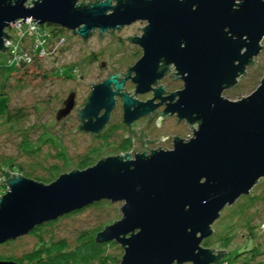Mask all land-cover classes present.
I'll list each match as a JSON object with an SVG mask.
<instances>
[{
    "label": "water",
    "instance_id": "1",
    "mask_svg": "<svg viewBox=\"0 0 264 264\" xmlns=\"http://www.w3.org/2000/svg\"><path fill=\"white\" fill-rule=\"evenodd\" d=\"M28 2L0 0V55L10 49L6 40H18L6 30L20 20L18 24L32 19L68 30L84 39L83 48L94 30H100L102 45L105 33L116 37L114 31L120 33L124 26L148 22L144 29L138 28L144 31L142 38L137 33L135 38H125L141 45L144 57L133 68L128 66L126 79L119 73L102 84H88L93 90L86 107L78 109L81 125L75 132L99 136L116 96L124 101V122L129 127L151 111L156 116V108L170 100L161 116L178 113L180 121L186 119L198 128L187 141L175 137L174 149H150L152 154L147 156L148 143L163 141L143 140L154 119L150 117L140 137V129L129 130L142 142L144 154L134 160L130 153L102 159L48 185L7 171L11 178L0 183L7 188L0 199V245L106 200L124 203L122 219L106 226L96 241L120 245L124 249L120 264H220L227 251L208 249L203 243L214 234L212 227L222 211L264 180V79L248 97L237 101L223 97L226 89L244 79L247 66H257L254 59L264 48V0H90L89 4L33 0L30 7ZM171 63L185 88L161 97L166 87H151L173 71L168 70ZM79 79L82 82L83 76ZM128 79L138 85L136 96L153 90L155 98L141 103L126 89L123 93ZM75 98V93L69 96L58 120L71 113ZM156 99L161 103L154 104ZM102 110L105 114L100 117ZM162 121L160 117L159 128ZM0 172H6L2 165ZM263 230L264 225L259 231ZM0 264L19 263L0 260Z\"/></svg>",
    "mask_w": 264,
    "mask_h": 264
},
{
    "label": "rangeland",
    "instance_id": "2",
    "mask_svg": "<svg viewBox=\"0 0 264 264\" xmlns=\"http://www.w3.org/2000/svg\"><path fill=\"white\" fill-rule=\"evenodd\" d=\"M32 1L27 3L28 7ZM83 2L89 3L90 0H80L79 4ZM138 28L144 29V25L137 24L125 28L121 33H117V37L125 39L136 33L141 34L142 30ZM62 29L51 28L55 34L51 37L52 54L40 59L37 64L27 65L26 68L24 66L19 73H14L6 85L5 96H0V159H7L17 167L32 172L33 178L50 180L55 177L53 182L61 175L70 174L74 170L84 171L94 167L97 161L106 156V150L97 152L100 149L98 142L75 132L78 125L76 117L67 118L62 122L57 120L63 102L75 91L78 94V104H82L91 91V85L88 84H95L99 79L106 78L110 72H114L117 58L121 57V62L124 61L126 66H133L138 62L134 55H128V44L111 41L106 36L101 45L99 37L96 36L87 43L88 47L83 48L81 38ZM262 45L264 46V40ZM100 51H103L104 56L97 65H85L88 52L99 54ZM7 60V54L2 53L0 67L7 66ZM256 61L258 69L250 68L246 81L243 80L242 84L232 91L225 92L224 98L237 101L257 90L264 79V52L256 57ZM102 62L109 67L108 72H102ZM72 66H78L79 71L74 73ZM80 74L85 75L82 82H78L81 81ZM74 75L76 81L70 79ZM2 78L0 72V79ZM2 83L3 81H0V85ZM128 89L131 90L132 87ZM7 101L9 115L14 118L10 123H7ZM119 117L120 113L116 112L115 121L119 120ZM183 128L185 131L186 128ZM197 128V125L193 126L186 135L193 137ZM122 136L118 135L119 138ZM93 147H97V150ZM162 147L166 149L165 145ZM5 167L8 168L9 164ZM53 170L56 171L54 177L51 175ZM10 173L6 176V181L11 178ZM95 204L79 213L77 211L58 219L54 225L46 227L40 236L45 241L52 239L57 244L66 243L71 249L75 247L81 234L93 232L106 222L110 221L109 224H112L122 219L120 209L124 205L123 202L111 203L104 200L100 206ZM263 225L264 180H261L250 195L241 197L235 204L222 211L212 227L214 234L206 240L211 243V247L207 248L227 251L222 260L226 262L224 264H264V230L262 233L259 231ZM39 237L29 234L9 245H2L0 256L22 257L33 250L41 239ZM226 239H231L229 245H225ZM106 254L114 260H122L124 256L122 247L116 243L106 249ZM255 255L256 260H252Z\"/></svg>",
    "mask_w": 264,
    "mask_h": 264
},
{
    "label": "flooded vegetation",
    "instance_id": "3",
    "mask_svg": "<svg viewBox=\"0 0 264 264\" xmlns=\"http://www.w3.org/2000/svg\"><path fill=\"white\" fill-rule=\"evenodd\" d=\"M29 1H31V0H29ZM102 1H104V0H102ZM89 3H85V4H89ZM112 4L116 5L117 1L115 3L112 2ZM137 24H142V25H144V28H145L148 25V22L147 21H142V20L136 21L135 23H133L131 25L124 26L121 29L120 33L125 28L132 27V26L137 25ZM94 32H96V34H93L92 36H90L87 39V43L89 41H91L94 37H96V36L99 37L100 30H94ZM109 33H112V31H110ZM107 34H108V32L103 35L104 38L107 36ZM143 34H144V31L142 30L141 34H137L138 38H142ZM114 35L116 37H112V38L109 37V36H107V37H109L111 39V41L119 42L121 44L130 45V50L128 52V55H132V56L134 55V57L137 59L138 62L144 57V49H143V47L141 45L132 43L131 41H129L127 39L125 41V39L118 38L117 37V31H114ZM135 35L131 36V37L135 38ZM77 37H79V36H77ZM79 38H81V37H79ZM104 38L102 39V41L104 40ZM81 40L84 43V39L81 38ZM261 46L264 47L262 45V43H261ZM263 52H264V48H263L261 53H263ZM103 56H104L103 51H100L99 54H96L94 52H88L87 56L85 58V62H86L85 65H89L90 67H93L94 65H97L99 63L100 59ZM119 56H121V55H119ZM254 62H257L256 58L254 59ZM162 65H163V62H160L159 66H162ZM134 66H136V64L133 65V66L131 65L130 67L133 68ZM258 66L259 65H257L256 68H254L253 65L247 66L246 75H242V77L244 78L243 79L244 82L246 81L247 76L249 74L248 70L250 68L258 69ZM77 67L78 66H72L71 67V68H73L74 73H77L79 71L78 70L79 67L78 68ZM101 67H102V72H108L109 67L107 66V64L105 62L101 63ZM115 69L116 70L114 72H110L106 78L99 79L95 83V85L102 84L106 80H108L111 76L117 75L119 73L123 74V75H121V79H126L125 75H128L129 67L124 65V61L121 62V57L117 58ZM168 70L169 71L173 70V71L169 72L167 75H164L163 78H161L160 80H157L158 84L157 85H152V87H151L152 89H157V87H166V88H164V91L166 93L162 94L161 97H168V96H170V94L177 93L178 91H183L184 88H185L184 87V84H185L184 80L183 79H177V78H182V76L181 75H177V77H176V75H175V74H178V72H179L178 70H176L175 64L171 63L170 64V68ZM172 73H174V74L172 75ZM171 75L173 77H175V78L170 77ZM80 76H83V79H82V81H83L85 79V75L80 74ZM135 77H136V73L135 72L131 73V78H135ZM70 79L73 80V81H76L75 75L70 77ZM243 80L240 81V79H239L237 85H235L234 87H232L230 89H226L224 91V93L228 92V91H232L233 89L239 87L242 84ZM137 86L138 85L136 83L132 82V79H128V80L125 81V86H124V89H123V93H126V91H127L128 94L131 93L129 96L131 98L133 97L132 99L138 100L141 103H147V101L152 100V99L155 98V95H154L155 92L153 90H151L148 93H143V94L138 93L137 96H136L135 94H136ZM128 87H132V89L129 90ZM125 89H126V91H125ZM92 90H93V87L91 86V91H90L89 95L85 98V100L83 101L82 104H78L79 101L77 99V97H78L77 92L72 91L71 94L75 93V96H76V98H75V106H74L73 110L71 111V113L68 116L63 117L60 120H58L59 115H57V120L62 122L63 120L74 116V117L77 118V121H78L77 128H78V126L81 125L80 117H79V114H78V109H81V108L84 109L86 107V103L88 102V100H89V98L91 96ZM121 94H122V91H121ZM115 98H116V104H115L114 109L111 112L109 122H108V124H106L107 128L105 127L101 131L99 136H95V135H93L90 132L77 131L78 132L77 134L87 135L90 138H92L94 141L98 142V144L100 146V149L97 152L102 153L103 150H106V156L101 158L99 161H97V163L102 161V159H107V158H110V157H117V156L121 157L122 156L121 154L130 153L131 160H134L135 157H136L135 155H138L140 153L144 154V151H145V154L147 156H150L152 154L151 150H153V151H160V150L170 151V150L174 149L175 137L181 138V139H183L185 141H187V140L192 138L191 136H187L186 134H187V131L189 129H191L193 126L191 127L189 125V123H187L186 119H182L180 121V118L177 116L178 113L172 114V112H169L167 118H166V115H162L161 116V113H163L166 110V108H167L166 103L170 104V100H167L166 103L164 102L162 105H159L156 108V112H157L156 116H155V112L151 111L150 114L142 116L141 118H139L137 120H134L132 123H130V127H129V125L124 122V115H125V109L123 107L124 101H123L121 96H116ZM66 101L67 100H65L63 102L61 110L64 109ZM177 101H178V97L176 99H174L171 104H174ZM153 103L157 105V104L161 103V100L160 99H156ZM116 112L120 113L119 120H117V121H115V119H114V114ZM104 114H105V110H102L100 112L99 116L102 117V115H104ZM150 117H152L154 119L145 128V134H146V136L148 138H144L143 140L152 142V141H158V140L162 139L163 141H160L159 143H148L147 144L148 147H145L144 151H143L142 142L140 141V139L138 137L141 136L142 127L145 126L148 123V121L150 120ZM160 117H161V120H163V121H162V123L160 125L161 127L159 128L157 124L159 123L158 120H159ZM178 121H180V122L178 123ZM183 127L186 128L185 131H184ZM130 128H131V131L140 129L139 131H137L138 137L135 136L134 134L129 135ZM120 134H121V136H122V134H124L122 136V138L118 137V135H120ZM127 135H129V137L125 139V137ZM133 140H134V144H133ZM162 145H165L166 149H163ZM157 146H158V148L161 147V149L158 150ZM134 147H137V149H138V150L135 151V153L133 151ZM93 148L95 150H97V147H93ZM123 252H124V249H123Z\"/></svg>",
    "mask_w": 264,
    "mask_h": 264
},
{
    "label": "trees",
    "instance_id": "4",
    "mask_svg": "<svg viewBox=\"0 0 264 264\" xmlns=\"http://www.w3.org/2000/svg\"><path fill=\"white\" fill-rule=\"evenodd\" d=\"M53 27H56L53 25ZM65 29H62L64 31ZM60 34V33H59ZM37 64V63H36ZM24 67L23 66H14L11 67L8 65L7 60V66L0 67V72L3 75V78L0 79V81H3V83L0 85V96H5L4 91L6 89V85L9 83L10 79L12 78V75L14 73H19V71ZM27 66H25L26 68ZM7 96V94H6ZM6 115H7V123H10L13 121V117L9 115V108H8V101L6 105ZM32 153V152H31ZM34 154V153H32ZM6 164H9V167L6 168ZM0 165H2L4 168H6L7 171L15 174L19 173L27 177L28 179H32L35 181H38L40 183H44L46 185L51 184L53 182V179L55 178V170L51 171L53 179L47 180L39 177H34V174L32 172H27L23 169V167H17L14 165V163L10 162L9 160L0 159ZM0 172V176H8V172ZM104 202V201H102ZM96 203L95 205L100 206L102 204ZM81 212L78 211V213ZM76 213V212H74ZM72 213V214H74ZM57 221L49 222L44 224L43 226L37 227L35 231L31 233V235H34L35 237H39L44 229L46 227L52 226ZM108 223V224H107ZM109 222L104 223L103 225H100L96 230L93 232H86L84 234H81L76 243L75 247L71 248L67 246L66 243H59L57 244L54 240L45 241L43 238H41L38 243L34 246L33 250L22 257L17 256H0V260L3 261H14L19 264H120L121 260H114L110 256L106 254V249L114 243H108V244H99L96 241V236L99 232L103 231L106 226H109ZM114 223V222H113ZM231 242V239L225 240V245H229ZM11 242H8L4 245H9ZM211 243L208 241H205L203 246L204 247H211ZM3 245V246H4ZM2 245H0L1 247ZM60 247V248H59ZM257 256H253L252 260H256ZM226 263L225 261H222L221 264Z\"/></svg>",
    "mask_w": 264,
    "mask_h": 264
},
{
    "label": "built area",
    "instance_id": "5",
    "mask_svg": "<svg viewBox=\"0 0 264 264\" xmlns=\"http://www.w3.org/2000/svg\"><path fill=\"white\" fill-rule=\"evenodd\" d=\"M22 20L12 24V29H8L7 33L10 37L16 38L6 40V47H10L7 51L8 65L11 67L33 65L40 59L49 57L52 54L51 37L54 32L51 31L53 26L40 25L37 21L26 19L23 24H18ZM58 33V32H56ZM59 34V33H58ZM6 182L5 176H0V183ZM7 193V188L0 186V199Z\"/></svg>",
    "mask_w": 264,
    "mask_h": 264
}]
</instances>
